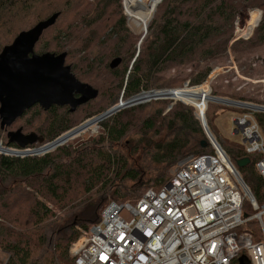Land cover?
<instances>
[{
    "label": "trees",
    "instance_id": "1",
    "mask_svg": "<svg viewBox=\"0 0 264 264\" xmlns=\"http://www.w3.org/2000/svg\"><path fill=\"white\" fill-rule=\"evenodd\" d=\"M32 1L37 3L39 0H0V26L3 24L2 18L5 11L10 12L11 10L9 9L14 6L17 8ZM89 5L91 6L89 12L93 16L89 21V25L97 23L106 25L110 19L111 25L109 32L103 36V46L100 53H98L99 55L92 58L90 54H87L84 56L83 61H89L88 63L92 64L93 69L95 67H107L109 73L118 82L117 89L122 90L123 96H130L141 89L147 90L152 85L158 86L159 84L157 83L162 78L158 77L157 74L164 73L171 66L184 67L187 65L192 71L187 75L180 71L174 78L168 79L169 81L164 83V85L183 82L187 78L189 85L203 83L213 68L211 62L222 59L227 52L228 42L232 39V22L237 9L234 0L233 3L230 0H162L157 5L154 16L149 22V34L148 36L146 35V39L144 37L141 41V48L136 54L133 50L134 43L131 36L133 32L130 30V33L126 29L125 17L121 15L119 3L116 1L112 2V0H95L93 4ZM257 6L263 10V17L256 28L253 38L246 42L250 47L257 43H264V0L259 2ZM15 10L17 11L18 8ZM55 12H59V15H61L60 11ZM253 14L256 13H252V17H254ZM254 18L256 20V17ZM74 28L69 26L64 30V33H57V35L61 36L62 45L58 46L61 51L52 52L56 54L66 52V56H69L76 51H72L71 47L80 41L82 32ZM237 43L239 42H234L233 45H235H232V48H236ZM235 51L238 52V48ZM109 55L114 56L106 66V56ZM116 58L120 61L111 67L112 61ZM131 61V68L128 70ZM70 67L71 72L74 74V70L77 67L75 64L70 65ZM213 82L214 80L210 84V89L211 95L214 97L264 104L258 97H250L247 94H233L229 90L227 93L221 92L220 86L213 85ZM115 101L116 99L112 103ZM160 103L163 104L165 101H160ZM170 105V109L167 108V114L163 117L160 116L163 110L161 108L157 112L158 117L156 119L144 121L145 125H150V129L159 120L163 124L161 127H164L159 140L155 143L151 142V145L146 150L151 163L158 167L157 174L147 180L151 185L148 188L152 189L161 188L170 179L169 170L182 158L209 152V144L201 124L195 116V110L191 106L180 102H171ZM34 106V115L37 116L42 111L47 113V115L49 114L46 125L35 131L43 137L45 142L54 140L72 128V123L66 119V117L71 115L68 109L64 111V114L60 115L58 111L63 107L53 105L44 111L38 105ZM220 110L222 108H218L214 115L212 114L211 116L207 115L208 112L205 114L207 125L230 160L235 164L237 160L246 157L243 145L223 140L212 130L211 122ZM29 111L31 109L26 110L22 116ZM236 111L241 112L242 110ZM129 113L125 110L121 111L111 116L112 118L108 123H104L103 128L107 137L106 140L110 144L118 143L129 130L128 123L125 121ZM254 116L264 135V112H255ZM3 132L4 130L1 131L0 129V134ZM202 141H205L206 145L203 146L201 144ZM8 146L10 148H18L15 144H9ZM30 146H34V144ZM100 155L104 156V154H98L101 164L94 168L91 165L86 166V162H83L82 159L77 160L63 148H58L55 154L45 153L39 157H16L1 154L0 188H3V190L7 189V193H9L11 188L22 183L31 182L32 184L33 181H38L36 190L38 194L42 193V191L46 192L59 207L70 209L72 207L68 204L66 192L72 180L77 176L76 172L78 169L89 167L91 176L97 179L90 178L87 180L88 182L92 181V184L101 182L104 187L111 186L109 179L103 181V173L106 168H108V171L111 168L116 171L119 158L115 153H111L105 155L102 160ZM248 158L250 162L238 168V171L257 202L264 203V179L259 176L254 168L256 157ZM126 175L135 177V174L130 170ZM124 190L125 188H122L121 191ZM115 192L119 196L123 195L115 190L112 192V196ZM139 196L134 195L131 201H135ZM74 207L77 208L78 206ZM100 208L101 205L92 203L78 208L69 224L66 221L63 227L57 229L58 233L51 248L52 250L43 248L44 253L37 256L34 254L35 245L39 243L37 247H40L47 239L45 237L43 240V229L40 232L35 227L39 223H44L48 216L54 215L51 209L40 204L39 201L36 202L32 210L33 220L21 221L18 216L16 228L11 224V222L13 223L12 217L8 218L7 214L1 213L0 249L8 254L5 264H70V261L73 263V257L69 252L70 246L81 235V230L87 231L97 221ZM243 208L246 211L244 206ZM17 228H35L36 231L32 230L29 233H24L18 231ZM251 229L253 230V228Z\"/></svg>",
    "mask_w": 264,
    "mask_h": 264
},
{
    "label": "rangeland",
    "instance_id": "2",
    "mask_svg": "<svg viewBox=\"0 0 264 264\" xmlns=\"http://www.w3.org/2000/svg\"><path fill=\"white\" fill-rule=\"evenodd\" d=\"M94 1L95 0H39L37 3L34 1L28 2L25 5L17 7V11L15 10L17 9L16 6L9 9L11 10L10 12L5 11L2 18L3 24L0 26L1 49L4 44H9L18 32L32 27L37 21L46 18L51 13L60 11L61 15H59L56 23L44 31L41 38L36 43L34 52L37 54L52 51L60 52L61 50L58 46L62 45V42L60 41L61 36H59V34L57 35V33H64V30H66L69 26L75 27L74 29L82 32V36L80 41L76 43L75 46L71 47L72 51H76L71 53L69 56H66L65 64L69 66L75 64L77 69L74 70V76L81 82L88 83L92 87L97 88L99 91L98 96L95 99L78 107L75 112L70 113L71 115L66 117V119L72 123V128L60 135L63 136L59 140L62 144L56 148H50L47 152H40L34 156L39 157L45 153L55 154L58 148H63L77 160L82 159L83 162H86V166L91 165L94 168L95 166H99L101 164V160L98 157L99 153L104 154V156L100 155L102 160L105 158V155L111 153H115L119 158V164L116 165V171L112 168L108 171V168H106L103 173V181L109 179L111 181V186L104 187L101 182L93 184L92 181L88 182L87 180L90 178L97 179L96 177L91 176L89 167L81 170L78 169L76 172L77 176H75L72 180L71 185L66 192L68 204L72 208L74 206H78L77 208L74 207V209H69L67 207L62 209L49 197V195H47L46 192L42 191V193L38 194L36 192L38 188V181H33L32 184L31 182L22 183L19 186L11 188L9 193H7V189L3 190V188H0V195L2 194L0 197V217L2 218L1 213L7 214L8 218L12 217L11 219L13 220V223L11 222V224L15 228L17 227L18 216L21 221L33 220L32 210L34 204L38 201L40 204L50 208L53 212L54 215L48 216L44 223H39L37 227H35L38 228V231L40 232L41 229H43V240L45 237L47 239V242L45 241V243L40 247H37L39 243L35 245V256L43 254V248L52 250L51 248L55 243V238L58 233L57 229L63 227L66 221H68L69 224L73 218V214L78 208H81L85 204L89 203L95 205L98 204L101 205V212L102 208L108 201H131L134 195L139 196L146 188L151 187L147 180L157 174L156 171L158 167L151 163L149 154L146 150L148 149V146L151 145V142L155 143L159 140L164 127H161L163 124H161V121L159 120L156 121L155 125L150 129V125H145L144 121H153L156 119L158 117L157 112L161 110V108H163V110L160 116L163 117L167 114V108L171 102H180L184 105H186V103L183 101L190 102L188 106H191L197 112L196 106L191 103L202 101L201 97L204 92L202 88H187L168 92L167 94L172 97L171 99L142 102V104H138L130 109H127L125 111L130 113L127 118H125V121L128 123L129 130L118 143L110 144L106 140L107 137L105 136L103 126L104 123H108L112 117L103 118L98 115L104 112V110H106L115 99L117 100L120 95H122V90L117 89L118 82H116L112 74L109 73L107 67H95L93 69L92 64L88 63L89 61H83L84 56L87 54H90L92 58L99 55L98 53H100L103 46V36L109 32L111 25V19L106 23V25L100 23L89 25V21L93 17L89 12V9L91 8L89 4H93ZM113 1L119 3V6H121V15L126 17L123 10V0H112V2ZM142 1L146 2L147 0ZM150 1H152L150 2L152 6L155 1ZM230 1L233 3V0ZM261 1L262 0H234V4L237 9L235 12V18L232 22V39L228 42L227 52L223 55V58L211 62L213 68L209 75L214 76L210 79L209 86L214 80L212 84L220 86L221 92L227 93L229 90L233 94H247L250 97H258L259 100L264 102V43H257L253 45V47H250L246 43L253 38L256 28L262 20L263 10L257 6V4ZM159 3L156 4V7ZM156 7L151 13L150 19H148L146 34L143 36L145 39L149 34L148 25L154 16ZM254 12L256 13L253 14L254 17H256V20L252 17V13ZM133 23L135 25V21L132 18L128 19V16L125 18L126 29L130 33L131 31L135 33H131V36L133 37L132 41L134 43L133 50L136 54H138L143 38L131 29H134ZM246 29H248V32H246ZM234 42H239L235 46L238 48V52L235 51L236 48H232L235 45H233ZM113 56L114 55L106 56V66ZM131 63L132 61L128 66V70L131 68ZM180 71H183L184 74L187 75L190 74L192 70L187 65L184 67L171 66L167 69V71L164 73L162 72L163 74H157L158 77L160 76L162 78V80L157 83L159 84L158 86L152 85L149 86V89L161 87L168 89H180L185 85L187 87H197L196 85H189L188 78L183 82L164 85V83L169 81L168 79L174 78ZM208 78L204 82H206ZM201 84H199V86ZM141 97V99H143L148 96L142 95ZM219 98L231 100L225 97ZM160 101H165V103L162 104ZM237 101L244 102L240 100ZM245 103L264 106V104H254L252 102ZM199 104L204 103L201 102ZM34 107L35 106H32V108H29L31 111L16 119V121L7 128V131L21 128L24 133H29L35 132L38 128L45 126L47 123L46 120L49 118V114L47 115V113L42 111L36 116L34 115ZM218 108H222V110L217 113L211 122L212 130L219 138L240 144L242 141L241 135L239 133H233V118L238 115L236 110H241L240 107L218 100L208 101L205 114L208 112V116H211L212 114L214 115ZM64 111H67V107L61 108V110L58 111V114H64ZM77 128L79 129L74 132ZM5 132L6 131L0 134V155L15 156L14 153L3 152L7 151L4 149V147L7 146V137ZM43 143H45V141ZM39 145L40 143L34 144V146ZM11 149H13V147H11L10 150ZM188 157H184L177 162L176 165L169 170V176H171L179 164ZM86 170H88V172H86ZM129 170L135 174V177L126 175ZM122 188H125V190L121 191ZM115 190L123 195L119 196L115 192L112 196V192ZM244 207L246 211H251L246 202H244ZM245 227L249 229L253 228L255 238L257 239L259 237L258 228L255 224L247 223ZM35 228H17V230L29 233L32 230L36 231ZM52 228H54V230H52ZM83 232V230L80 231L81 234ZM7 259L8 254L0 249V264H5ZM70 264H72L71 261Z\"/></svg>",
    "mask_w": 264,
    "mask_h": 264
},
{
    "label": "built area",
    "instance_id": "3",
    "mask_svg": "<svg viewBox=\"0 0 264 264\" xmlns=\"http://www.w3.org/2000/svg\"><path fill=\"white\" fill-rule=\"evenodd\" d=\"M154 1L149 6L150 0H123L125 16L135 21L134 29L129 27L141 38L155 4L161 0ZM204 83L211 99L191 104L206 130L209 152L184 159L161 188H148L133 202L108 201L97 221L71 244L72 264H240L243 256L247 264H264V203L257 202L238 167L211 133L205 110L207 102L215 99L209 81ZM172 90L147 89L130 96L122 93L98 116L111 117L142 102L171 99L167 93ZM142 95L149 97L141 99ZM230 103L242 110L233 118V133L241 135L245 156L256 157L254 168L264 179V135L254 116L264 112V106ZM62 137L39 146L13 148L12 153L26 157L47 152L61 145ZM244 202L250 212L244 210ZM247 223L257 226V239L254 230L245 227Z\"/></svg>",
    "mask_w": 264,
    "mask_h": 264
},
{
    "label": "water",
    "instance_id": "4",
    "mask_svg": "<svg viewBox=\"0 0 264 264\" xmlns=\"http://www.w3.org/2000/svg\"><path fill=\"white\" fill-rule=\"evenodd\" d=\"M59 14L54 12L37 21L32 27L18 32L13 40L0 50V129L6 131L7 137V146L4 147L7 151L3 152L12 153L9 144L24 148L44 142L43 137L36 132L24 133L21 128L7 131V128L32 106L38 105L43 110L53 105L67 106L68 111L72 113L98 96L96 88L78 80L71 72V67L65 64L66 52H34L36 43L44 31L56 22ZM114 61L111 67L120 60L116 58ZM213 76L209 75L207 81ZM212 98L238 103L236 100L214 96ZM203 131L206 132L205 129ZM201 144L204 146L206 142L202 141ZM249 162L248 157H243L237 160L235 165L240 168ZM247 263L244 256L240 258V264Z\"/></svg>",
    "mask_w": 264,
    "mask_h": 264
},
{
    "label": "bare ground",
    "instance_id": "5",
    "mask_svg": "<svg viewBox=\"0 0 264 264\" xmlns=\"http://www.w3.org/2000/svg\"><path fill=\"white\" fill-rule=\"evenodd\" d=\"M147 5L151 6V3H147ZM253 27H254V26H253ZM253 27H252V28H253ZM252 28H251V29H252ZM246 32H248V29H246ZM246 32H245V33H246ZM187 88H188V87H185V88H182V89H187ZM197 88H202V90H204V92H203V94H202V97H201V99H202V103H204L205 101L211 99V98H210V94H209V90H208L206 84H203V85H201V86H197V87H190V88H188V89H197ZM182 89H174V90H172V91H175V90H182ZM148 97H149V96H148ZM143 99H145V98H143ZM184 102H185V101H184ZM222 102L227 103V104H231L230 101H222ZM247 106H249V105H247ZM64 136H66V135H64Z\"/></svg>",
    "mask_w": 264,
    "mask_h": 264
},
{
    "label": "snow or ice",
    "instance_id": "6",
    "mask_svg": "<svg viewBox=\"0 0 264 264\" xmlns=\"http://www.w3.org/2000/svg\"><path fill=\"white\" fill-rule=\"evenodd\" d=\"M121 238H122V237H121ZM101 259H107V257H105V256H102V257H101Z\"/></svg>",
    "mask_w": 264,
    "mask_h": 264
},
{
    "label": "flooded vegetation",
    "instance_id": "7",
    "mask_svg": "<svg viewBox=\"0 0 264 264\" xmlns=\"http://www.w3.org/2000/svg\"><path fill=\"white\" fill-rule=\"evenodd\" d=\"M63 107H67V106H63ZM67 109H68V107H67Z\"/></svg>",
    "mask_w": 264,
    "mask_h": 264
}]
</instances>
